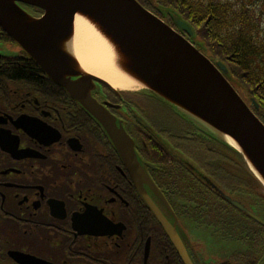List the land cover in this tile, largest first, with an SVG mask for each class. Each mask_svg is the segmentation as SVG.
Masks as SVG:
<instances>
[{"label": "flooded vegetation", "instance_id": "obj_1", "mask_svg": "<svg viewBox=\"0 0 264 264\" xmlns=\"http://www.w3.org/2000/svg\"><path fill=\"white\" fill-rule=\"evenodd\" d=\"M27 10L42 14L39 8ZM17 47L13 54L0 53V264H264V193L252 182L244 187L238 179L217 178L205 152L209 141L185 135L176 116L142 108L146 96L140 93L102 84L92 92L134 139L137 160L160 192L146 189L159 208L155 214L101 125ZM18 57L39 84L8 80L3 86L7 73L17 74L11 66L19 64ZM134 113L153 131H141ZM150 138L165 156L150 157ZM207 178L222 187L213 188ZM234 183L236 190L229 188ZM187 186L193 188L186 192ZM221 188L241 195L245 201L237 200L247 211L219 197ZM235 230L239 250L228 257L206 255V235ZM10 252L32 259L18 262Z\"/></svg>", "mask_w": 264, "mask_h": 264}, {"label": "water", "instance_id": "obj_2", "mask_svg": "<svg viewBox=\"0 0 264 264\" xmlns=\"http://www.w3.org/2000/svg\"><path fill=\"white\" fill-rule=\"evenodd\" d=\"M19 3L39 7L44 14L33 17ZM169 14L181 32L193 36L186 21L174 11ZM76 16L107 44L104 50L111 55L115 69L132 81L129 88L156 97L238 151L264 185V123L229 82L227 67L219 60L211 61L136 0H0L1 29L101 124L153 213L158 214L159 208L144 184L157 196L159 191L137 160L132 139L91 95L97 83L114 87L87 71L75 56L72 42ZM135 118L147 126L142 118ZM225 198L247 211L240 202ZM164 228L172 237V227L166 224ZM179 251L184 257L185 252ZM10 256L18 262L32 259L18 252H10Z\"/></svg>", "mask_w": 264, "mask_h": 264}, {"label": "trees", "instance_id": "obj_3", "mask_svg": "<svg viewBox=\"0 0 264 264\" xmlns=\"http://www.w3.org/2000/svg\"><path fill=\"white\" fill-rule=\"evenodd\" d=\"M142 5L157 15L167 17L171 23L169 11H175L181 19L187 21L195 31L194 41L211 59L221 60L228 69L227 78L238 86L240 93L248 102L254 113L263 120L264 117V0H138ZM0 40L10 39L0 32ZM19 64L12 65L16 71L7 73L2 81L5 87L8 80H24L28 84H35L39 80L33 78L29 72V65L24 59L18 58ZM54 96V93H53ZM253 102L257 104L254 106ZM178 120L192 132L197 141L206 139L209 144L205 146L208 155L224 156L229 153L230 166H241L242 172L250 174L242 157L234 149L226 146L222 141L193 125L185 117ZM188 121V122H187ZM264 121V120H263ZM185 122V123H184ZM203 138V139H202ZM154 138L147 139L150 157L155 160L165 156L160 145ZM204 142V141H203ZM200 143V142H199ZM202 151V146L198 144ZM224 148L226 151H224ZM224 161V160H222ZM216 166V165H214ZM250 178L256 180L250 174ZM230 179V177H229ZM235 182L237 179L232 178ZM195 187V186H194ZM193 188V187H192ZM189 186L182 187L189 192ZM197 202V201H195Z\"/></svg>", "mask_w": 264, "mask_h": 264}, {"label": "rangeland", "instance_id": "obj_4", "mask_svg": "<svg viewBox=\"0 0 264 264\" xmlns=\"http://www.w3.org/2000/svg\"><path fill=\"white\" fill-rule=\"evenodd\" d=\"M16 50L18 51V48L16 49V45L15 46L7 45L4 42H0V53H2V54H13L14 52H16ZM234 86L236 87V85H234ZM119 88L120 87H118V89ZM236 88L239 89L238 86ZM120 89L124 90L125 92L136 91V90H131L129 88H120ZM238 91L240 93V90H238ZM240 95L244 97L243 93H240ZM140 106L142 108H147L150 111L157 112L159 115H163L164 117H167V116L178 117V116H180L175 111L170 110L166 105L159 104L154 99H152L150 97H147V99L145 98L143 100V102H141ZM162 110H165V111H162ZM146 118H148L147 115H146ZM223 154H224L223 157L229 161V153L225 154V152H223ZM208 156H209V159L211 160L212 172L217 178L223 179L224 181H227L226 180L227 177H230V178L238 179L240 182H245L246 181L245 179L249 178L248 174L246 172H241L238 169V167L230 166L229 163L225 162V159L222 156H220V155L219 156L211 155V157H210V155H208ZM222 160H224V161H222ZM214 165H216V167ZM212 167L215 168L216 170L213 169ZM220 171H222V173ZM217 185L219 187H222L218 183H217ZM256 186H258L257 182H256ZM238 187H239V185H238ZM232 188H234V186H232ZM258 188H260V187L258 186ZM234 190H236V189H234ZM225 191H227V190H225ZM235 195L238 198L242 199L241 195H238V194H235ZM208 229H209V227H208ZM238 232L239 231L235 230V232H233L232 235H228L227 233L217 234L216 232L212 233L211 235H206L208 243L210 242V246L206 250V255L208 257H213V256H221V257L227 256L228 257V256H230L231 251L233 249L239 250L240 247L238 248V246L240 244L236 243ZM211 238H214V239H211Z\"/></svg>", "mask_w": 264, "mask_h": 264}, {"label": "bare ground", "instance_id": "obj_5", "mask_svg": "<svg viewBox=\"0 0 264 264\" xmlns=\"http://www.w3.org/2000/svg\"><path fill=\"white\" fill-rule=\"evenodd\" d=\"M73 50L79 63L89 72L102 77L114 87H133L132 81L126 80L111 62V55L105 52L107 44L94 29L81 17L74 22ZM108 52L110 49H106Z\"/></svg>", "mask_w": 264, "mask_h": 264}]
</instances>
